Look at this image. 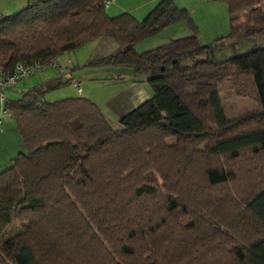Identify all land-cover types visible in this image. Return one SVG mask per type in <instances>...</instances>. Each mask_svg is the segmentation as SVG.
<instances>
[{"label": "trees", "instance_id": "1", "mask_svg": "<svg viewBox=\"0 0 264 264\" xmlns=\"http://www.w3.org/2000/svg\"><path fill=\"white\" fill-rule=\"evenodd\" d=\"M219 1L230 46L264 32V0ZM175 22L193 33L134 51ZM194 29L173 0L142 20L109 16L103 0H29L0 15L2 75L109 36L117 51L90 65L130 68L151 93L119 129L85 97L44 102L58 74L2 99L26 153L0 171V264H264V45L218 61ZM228 80L257 109L227 119Z\"/></svg>", "mask_w": 264, "mask_h": 264}, {"label": "crops", "instance_id": "2", "mask_svg": "<svg viewBox=\"0 0 264 264\" xmlns=\"http://www.w3.org/2000/svg\"><path fill=\"white\" fill-rule=\"evenodd\" d=\"M159 1L160 0H115V4L112 6V12L115 14L126 12L134 16L137 20H142L157 5ZM210 1L215 3V8H212L213 10L218 8L216 2L219 0H194L193 5L188 7L190 18L193 22V26L195 27L194 33L198 38L199 43L202 45H207V43L202 42L201 37L199 34H197L199 31L198 26L195 23L196 20L193 19V14L199 12L202 15V12L205 11L206 3H209ZM28 2L29 0H0V15L12 13L14 12L12 11V8H16L18 10ZM173 3L176 7H182L181 9L185 8V10H187L184 5H179L176 0H173ZM190 30L191 29L189 26L184 24V22H178L176 24L169 25L154 33L153 35L136 42L133 45V49L137 53H142L162 45L169 40L190 35L191 32L193 33V31L191 30L190 32ZM213 38L217 39L219 37L215 36ZM243 40L244 38H241L237 40L236 43ZM115 51H117V46L114 40L109 36H102L95 41L86 42L80 47L64 53L63 55L67 56V60L71 62L70 74L62 77L63 85H60L52 90L61 89L64 85H70L69 87L71 88L65 89V92L60 93L57 96H59L58 98L62 99L64 97H76L78 95L73 94V88L71 86L72 79H76L80 82V88H82L80 93L83 91L90 93L86 86L84 88L81 87L84 78H93V80H97L99 83H97L96 86L99 87L100 91L97 90L96 92H101L102 94L105 92V94L101 95V97H97L95 93L94 95H91L90 93V96L85 98L97 105L107 122L114 129H119L120 125L118 123V119L142 102L146 101L150 97L151 93L145 81V76H135L130 68L118 66L101 67L90 65L92 61ZM58 77L59 76L57 73L50 69L36 72L35 74L20 82L17 90L15 91L17 94L16 96H6L5 98L16 99L19 97L21 91L30 90L45 82L50 81V83L56 84ZM42 100L46 102L45 99ZM50 101L52 100L47 102ZM8 121L12 120L10 119Z\"/></svg>", "mask_w": 264, "mask_h": 264}, {"label": "rangeland", "instance_id": "3", "mask_svg": "<svg viewBox=\"0 0 264 264\" xmlns=\"http://www.w3.org/2000/svg\"><path fill=\"white\" fill-rule=\"evenodd\" d=\"M176 1L179 3V5H184V7L187 8V11H188V7H191L194 3V0H176ZM114 4L115 2L109 3L108 5L105 6V11L109 16H115L118 14L112 12V6ZM216 5L218 6V8L214 9L215 10L214 11L212 8L213 7L215 8V3H213V1L212 2L210 1L209 3H206L205 11L202 12V15L199 12L193 14V19L196 20L195 23L198 26L199 32L197 34H199V36L201 37L202 42L207 43V45H211V47L213 48L211 55L214 56L216 60L221 61L233 55L234 53L236 54L245 53L247 51H250L254 46L264 45V32H261V33H253L250 38L248 39L244 38L243 41L235 43L233 46H230L229 43L230 39L226 37L229 31L228 13L226 6L221 1H217ZM15 10L17 9L12 8V11ZM189 13L190 12L188 11V14ZM176 23L178 22L172 23L171 25ZM184 24L186 23L184 22ZM214 35L219 38L214 39L213 38L215 37ZM207 55L202 54L200 56H196V59L204 58ZM67 59H68L67 56H64L62 54L58 57L57 62L59 63L60 66L62 67L68 66L69 69L71 70V62H67L66 61ZM184 62L189 63L190 61L185 60ZM46 69L55 71L52 68H46ZM97 83L99 82H97V80H93V78H84L81 87L84 88L86 86L87 90L91 93V95L92 94L94 95L95 93L97 97H101V95H104L105 92L103 94L101 92L100 93L96 92L97 90H99V87L96 86ZM69 86L70 85H64L61 89L48 91L43 95L42 99H45L46 102L49 100L55 101L57 99H62V98H58L59 96L57 95L65 92L64 91L65 89L71 88ZM72 90H73V94L75 95L77 94L78 96H82V97L90 96V93H87L85 91L78 94L76 93V90L74 88ZM3 92H4V95L2 97L3 100L5 99L6 96L10 97L17 95L15 92L12 91L10 92L8 90H4ZM219 100L224 116L227 119H234L241 115L250 113L255 109H257L258 107L255 102H253L252 100L246 97H237L233 92L232 84L230 80H228L226 83H224V85L220 87ZM0 121H1L0 124V171H1L4 168L11 165L12 163L11 159H13V157H15L17 153L21 152L25 154L26 150L24 149L21 143L19 134L15 129L14 123L12 121H8L7 118L1 113H0ZM167 142L171 143L172 140H167ZM15 227H16V223L14 222L10 227L8 236H12L15 233L16 231Z\"/></svg>", "mask_w": 264, "mask_h": 264}, {"label": "built area", "instance_id": "4", "mask_svg": "<svg viewBox=\"0 0 264 264\" xmlns=\"http://www.w3.org/2000/svg\"><path fill=\"white\" fill-rule=\"evenodd\" d=\"M115 0H103V5L106 6L109 3H113ZM58 56H55L48 61L39 63V62H33L29 65H22L18 64L15 66L14 71L7 75H2L0 73V106L2 101V91L7 90H17L20 82L27 78L32 73H35L37 71L46 69V68H52L54 69L58 75L60 76H66L70 74V69L68 66L62 67L57 62ZM69 62V60H67ZM71 86L76 90L77 93H80V82L76 79L71 80ZM0 113L3 114L8 120L11 119L10 114L1 106ZM1 124V121H0Z\"/></svg>", "mask_w": 264, "mask_h": 264}]
</instances>
